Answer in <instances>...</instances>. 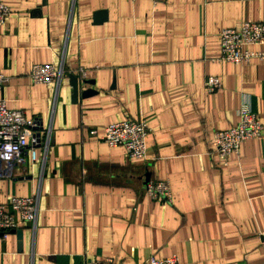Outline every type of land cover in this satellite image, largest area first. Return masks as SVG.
<instances>
[{"label":"crops","instance_id":"0c3cea01","mask_svg":"<svg viewBox=\"0 0 264 264\" xmlns=\"http://www.w3.org/2000/svg\"><path fill=\"white\" fill-rule=\"evenodd\" d=\"M2 2L0 98L49 124L51 143L43 163L38 152L0 177L4 210L11 196L39 194L34 229L0 233V264H264V138L242 141L225 166L211 143L236 124L243 97L264 127V58L216 60L219 31L264 22V0ZM60 61L53 99L27 74ZM207 77L220 87L206 92ZM118 120L145 122L142 159L95 139ZM145 176L167 183V202L143 192Z\"/></svg>","mask_w":264,"mask_h":264},{"label":"built area","instance_id":"2783aa9c","mask_svg":"<svg viewBox=\"0 0 264 264\" xmlns=\"http://www.w3.org/2000/svg\"><path fill=\"white\" fill-rule=\"evenodd\" d=\"M134 1V0H130ZM152 4L160 0H149ZM9 15V9L0 0V27ZM254 46H264V22H242L238 28H222L218 33L219 54L217 61L232 64H246L251 59H263L264 50L255 51ZM76 75L85 76V70L78 68ZM65 75L62 61L49 64H34L28 71V78L34 84L52 86L53 99ZM7 82V77L0 73V90ZM215 77H207L204 81L206 92L219 88ZM237 122L234 126L216 130L211 136L213 150L225 166L231 154H237L239 144L251 138H264V127L257 115L251 110L248 100L242 98L237 109ZM94 134L93 131L90 132ZM147 127L143 120H118L107 124L103 133L95 139L108 147H121L133 159H142L145 150ZM51 143L50 125L41 126L35 117H26L22 110L8 109L5 100L0 98V177L9 176L12 165L23 166L38 160L43 163ZM143 192L152 199L168 201L170 191L163 180L147 181ZM38 192L28 197L8 198L7 210L0 205V233L28 226L35 227L38 211ZM264 249V240L262 241ZM84 264H112L111 258L87 260ZM147 264H178L175 256L156 258L150 256Z\"/></svg>","mask_w":264,"mask_h":264},{"label":"water","instance_id":"95a60500","mask_svg":"<svg viewBox=\"0 0 264 264\" xmlns=\"http://www.w3.org/2000/svg\"><path fill=\"white\" fill-rule=\"evenodd\" d=\"M68 78L70 80V85H71V89H72V98L73 99H76L77 97V94H78V83H77V77L73 74H69L68 75ZM85 81V80H83ZM88 93H92L91 90H85V91H82L80 96H84L85 94H88ZM147 182V177L145 176V180H144V184ZM17 235L18 237H20V231L18 230L17 232Z\"/></svg>","mask_w":264,"mask_h":264}]
</instances>
